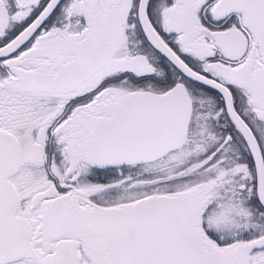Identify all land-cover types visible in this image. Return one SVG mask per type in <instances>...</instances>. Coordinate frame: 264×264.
Instances as JSON below:
<instances>
[{
	"label": "snow or ice",
	"instance_id": "obj_1",
	"mask_svg": "<svg viewBox=\"0 0 264 264\" xmlns=\"http://www.w3.org/2000/svg\"><path fill=\"white\" fill-rule=\"evenodd\" d=\"M0 264H264V0H0Z\"/></svg>",
	"mask_w": 264,
	"mask_h": 264
}]
</instances>
